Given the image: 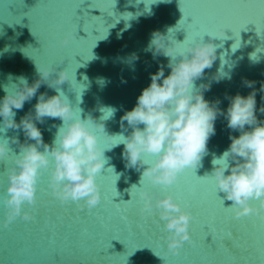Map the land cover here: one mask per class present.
<instances>
[{
	"label": "water",
	"instance_id": "water-1",
	"mask_svg": "<svg viewBox=\"0 0 264 264\" xmlns=\"http://www.w3.org/2000/svg\"><path fill=\"white\" fill-rule=\"evenodd\" d=\"M157 30L180 42L178 51L216 37L212 42L217 59L195 84L199 88L211 82L204 97L221 100L225 111L227 97L251 91L244 78L257 81L256 88L264 82V0H0V100L14 90L19 77L31 84L37 78L36 64L65 69L70 77V83L58 89L42 85L36 97L16 110L17 121L33 108L40 93L52 96L57 90L81 118L92 115L99 120L104 116L101 108L115 109L105 121L114 138L96 133L107 163L96 177L101 202L91 210H81L83 200L62 205L52 195L50 173L45 172L37 183V204L23 207L34 219L17 218L4 227L7 168L19 153L9 139L8 156L0 161V264H264V220L236 218L232 202L222 200L224 194L210 176L213 159L231 143L229 136L240 135L227 127L224 116L215 122L216 134L209 140L203 166L187 168L178 184L153 185L142 179L143 169L126 167L123 137L131 129L121 127V117L136 105L162 64L165 76L171 72L170 58L148 50ZM68 33H78V38L61 47ZM218 72L223 76L216 82ZM262 95L257 94V109L264 103ZM257 115L264 120V114ZM62 123L45 118L38 124L45 143H53ZM17 135L24 142L23 131H4L0 118V142ZM142 159L151 164L155 157L144 154ZM143 191L154 198L171 194L192 214L191 240L179 255L168 250L166 222L158 211H143Z\"/></svg>",
	"mask_w": 264,
	"mask_h": 264
},
{
	"label": "clouds",
	"instance_id": "clouds-1",
	"mask_svg": "<svg viewBox=\"0 0 264 264\" xmlns=\"http://www.w3.org/2000/svg\"><path fill=\"white\" fill-rule=\"evenodd\" d=\"M76 34L65 35L61 47L69 46ZM211 37L207 43L201 40L189 45L186 51H178L180 42L159 30L152 33L148 50L153 51L154 56L170 58L167 68L171 72L165 76L162 64L151 74V83L143 89L136 105L121 117V127L125 131L131 129V133L123 137L122 155L127 168L143 169L142 179L146 177L153 185L170 187L187 168L203 166L209 140L216 134L215 122L219 116H224L227 127L233 132L239 131L240 135L229 136L231 143L220 157L213 159L210 176L214 177L218 192L224 194L222 200L232 202L236 218L257 216L264 219V120L257 115V111L264 114V103L257 109L256 99L258 93H264V82L256 88L257 81L244 78V86L251 91L247 96L237 93L227 97L230 103L226 111L220 108L221 100H206L204 92L211 89V82L201 84L199 88L195 82L205 76V69L212 68L217 59V46L212 42L216 37ZM133 59L138 57L134 55ZM36 72L37 78L31 84L26 77H19L14 90L6 91L0 100L3 130H22L25 137L24 142L18 135L0 142V161L8 156L9 139L19 147V153L14 154L12 165L7 168L6 228L17 218L34 219L23 207L25 203L29 206L37 204V183L45 172L50 173L52 195L62 205L69 200H83L81 210L85 207L91 210L101 202L96 177L104 169L107 158L106 149L99 145L96 133L113 138L107 132L105 121L115 109L101 108L104 116L99 120L92 115L81 118L76 115L68 97L57 90L52 96L47 92L40 93L33 108L17 121L16 110L23 109L26 102L36 97L42 85L58 89V86L70 83L65 69L36 64ZM222 76L218 72L213 79L219 82ZM261 100L264 101V95ZM45 118L63 122L51 144L45 143L38 127L45 123ZM144 154L154 156V162L149 164L142 159ZM141 196L143 211H158L160 220L166 222L168 250L172 255H179L185 242L191 240L192 214L171 194L154 198L153 194L143 191ZM253 200H259V205L253 204Z\"/></svg>",
	"mask_w": 264,
	"mask_h": 264
},
{
	"label": "snow or ice",
	"instance_id": "snow-or-ice-1",
	"mask_svg": "<svg viewBox=\"0 0 264 264\" xmlns=\"http://www.w3.org/2000/svg\"><path fill=\"white\" fill-rule=\"evenodd\" d=\"M76 38H78V33L76 34ZM67 60V58H65V61ZM65 61H61V62H65ZM114 138V137H113ZM4 166L5 167H7V162H4ZM179 183V180H178V182H177V184ZM259 201V200H258ZM259 203H260V201H259ZM259 203H258V205H259ZM261 219V218H260ZM262 220H264V219H262ZM144 233L143 232H141L140 233V235H143ZM231 233H230V237H231Z\"/></svg>",
	"mask_w": 264,
	"mask_h": 264
}]
</instances>
